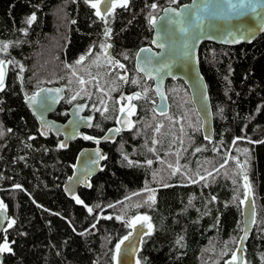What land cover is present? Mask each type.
I'll use <instances>...</instances> for the list:
<instances>
[{"label":"trees","instance_id":"1","mask_svg":"<svg viewBox=\"0 0 264 264\" xmlns=\"http://www.w3.org/2000/svg\"><path fill=\"white\" fill-rule=\"evenodd\" d=\"M186 1L129 0L106 24L85 0H0V41L9 44L0 58L14 61L7 65L0 92V201L15 220L0 235V243L7 237L12 249L2 253L1 264H115V245L131 230L126 221L142 214L150 217L153 228L142 236L135 262L223 264L232 259L241 235L245 175L256 213L244 264H264V33L236 47L200 45L199 69L214 124L209 142L199 131L200 120L180 80L165 81L169 110L157 115L149 105L156 100L150 80L132 67L135 51L147 46L152 35L149 13L156 17L164 6ZM153 3L158 5L155 12ZM33 13L37 19L29 26L26 20ZM106 27L111 32L105 43L124 66L121 73L128 74L127 82L117 80L111 63L113 89L102 67L95 68ZM81 56L85 60L76 64ZM18 76L29 94L47 84L65 85L64 101L54 114L59 122L73 101L89 100L97 113L89 130L94 137L115 125L121 97L141 94L133 103L136 125L101 144L106 157L102 167L89 180L91 186L77 193L84 204L68 198L61 186L79 149L92 143L77 137L60 148L61 138L51 132L41 135L23 101ZM136 76L142 85L131 83ZM78 78L86 83L79 84ZM75 90L79 94L70 101ZM146 184L155 190L154 203L144 197L152 195ZM107 216L111 219L103 218Z\"/></svg>","mask_w":264,"mask_h":264},{"label":"water","instance_id":"2","mask_svg":"<svg viewBox=\"0 0 264 264\" xmlns=\"http://www.w3.org/2000/svg\"><path fill=\"white\" fill-rule=\"evenodd\" d=\"M193 0H187L184 4L177 6H164L159 14L156 16L157 24L152 25L150 23L151 28V38L149 39V43L147 46L140 47L134 56V65L133 69L137 73L143 76V80L151 81L152 83V91L154 96H156L155 101H150L151 108L157 113V115H163L168 112V97L165 94L166 83L165 81L168 79L170 81L180 80L185 86L188 94L190 95V102L192 106L195 108V114L197 118L201 122V126L199 131L204 140L208 142L212 140L214 132H213V119H212V107L210 106L209 94L207 92V82L203 77V73L201 69H199V56L198 50L202 42L205 43H215L220 46H231L236 47L240 44H250L253 42L255 38L262 35L264 31H260L256 29V25L259 23H264V21H253L251 19V15L245 16L242 18H237L235 16L226 15L227 5L224 3V0H196V5L193 8V11H197L199 8H203L205 5L208 7L207 12H200L201 17L205 18V26L202 32H199L194 28L195 21H191L193 25L190 28L189 35H183L177 30V25L170 24L169 18H171V13H165L163 9L166 8H176L180 9L183 5H191ZM103 7V6H102ZM215 13V16L211 14ZM164 19H161V18ZM186 21L185 26H188ZM253 27L255 30V34L250 37V42L248 39L244 38L240 35L236 30L238 28L244 27ZM232 33V35H229ZM192 34H196L199 36L197 41L192 40ZM160 37V42L165 44L164 49H161L154 44L153 41L157 40V37ZM211 37V38H209ZM235 38H239V43H225V40H230ZM104 39L106 36L104 34ZM185 42L189 43L191 47L194 44V48L190 55H185ZM141 49H150V52H141ZM110 52V51H109ZM153 57V63L150 66L152 69V77L149 78L147 72L139 71L138 65L144 67V57ZM162 65H166V67L161 68ZM161 68V71L157 72L155 69ZM6 79V76H5ZM18 83L20 85L21 91H23V101L27 105V109L29 113L35 118L34 120L37 122L39 126V132L43 128L45 123L54 125L51 130L55 135H60L62 138V142L67 144L68 142H72L75 140L80 130L91 128L87 126L88 118H91V123H94L95 114L90 112L86 114V110L88 108L89 101L86 100L82 103L75 102L74 105H71L68 109L69 118L66 119L62 124L56 123L54 120L50 118V115L53 111H55L58 106L61 105L62 99L65 96L66 87L64 84L60 83V85L47 84L45 86L38 87L35 92L39 89H60L61 91L58 94V98L55 102L50 103V107L44 111L43 120L40 117V110L37 105H32L28 102V97L33 95L35 92L29 94L25 93V89L21 86V77L18 76ZM125 81V80H124ZM47 95L49 97L57 96L55 91L50 93H42L41 96ZM40 97H38V101ZM83 106V107H81ZM125 112L121 113L120 116L117 117V123L119 125L120 131L118 133L112 132L110 130L117 129L113 127L112 129H108L105 131L101 137L98 139L100 143L94 146L84 147L79 149L78 154L74 160V166L71 169L70 175L63 182L61 189L63 193L70 198L73 199V194L77 196L79 188L86 189L89 184V180L93 178L102 167V159H98V163L92 164L90 162V157L95 158V153L99 151L100 155L103 156L104 149L100 147L101 142H110L115 139L116 135L121 134L127 128L130 127L131 122H129L128 117H125ZM75 121L78 123V127H75L74 124L70 123ZM57 129L60 133L58 134ZM45 136V135H43ZM104 137H110L109 139H104ZM208 137V139H206ZM83 153V155H82ZM87 168V182H85V169ZM71 178V179H70ZM245 183V180H243ZM248 182V181H247ZM249 183V182H248ZM246 191V190H245ZM253 196L250 192L249 196L244 198V203H242L241 207V229H240V238L237 239L236 243V251L234 253L237 256V260L233 262V264H244V252L246 248V242L248 238H250L253 234V219L255 220L256 207L253 203ZM6 205V204H5ZM7 206V205H6ZM9 221V216L4 213L3 216H0V235L4 230L6 223ZM146 228L143 225L138 224L135 229L130 230L129 239L125 241L124 245L121 246V261L122 264H136L135 255H137L138 247L142 241L141 237L143 233L146 231ZM128 233V234H129ZM139 233V234H138ZM143 238V237H142ZM3 261V255L0 254V264ZM230 261V260H229ZM223 264H228L224 262Z\"/></svg>","mask_w":264,"mask_h":264},{"label":"snow or ice","instance_id":"3","mask_svg":"<svg viewBox=\"0 0 264 264\" xmlns=\"http://www.w3.org/2000/svg\"><path fill=\"white\" fill-rule=\"evenodd\" d=\"M85 3L88 4L92 9L95 10V15L97 17H99L101 20H103L106 24H107V17L112 15L114 10L117 7H122V8H127L129 5V0H85ZM170 4H178L179 0H169ZM224 3L227 5V11H226V15L228 16H235L237 18H242L245 16H249L251 15V19L253 21H264V0H224ZM196 5V0H193L191 5H183L180 9H176V8H166L163 9V11L165 13H171L172 16L171 18H169V23L170 24H175L177 25V30L183 34V35H189L190 34V28L193 27V25L191 24V21H195L194 24V28L196 30H198L199 32H202L205 26V18L201 17L200 12H207L208 11V7L207 5H205L203 8H199L197 11H193L194 6ZM103 6V7H102ZM150 8L152 9L153 12L156 11V9L158 8V5L156 3H153L150 5ZM212 16H215V13L211 14ZM37 19L36 15L33 13L30 17L27 18L26 23L31 26V24ZM161 19H164L163 17ZM188 23V26H185V23ZM149 22L152 25H156L157 24V20L156 17L153 16L151 13H149ZM256 29L260 30V31H264V23H259L256 25ZM253 27L249 26L247 28L241 27L238 28L236 31L240 33L241 36H243L244 38L248 39L250 42V37L252 35L255 34V30ZM24 31L25 35L27 34L26 30H22ZM110 32L111 29L110 28H105L104 30V34L106 37L110 36ZM229 35H232V33H229ZM211 38V37H209ZM199 39V36L196 34H192V40L193 41H197ZM225 43H239L240 39L239 38H235L233 37V39L230 40H225ZM154 44H157L158 47H160L161 49H164L165 44L160 42V37L158 35L157 40L153 41ZM107 47H111V45H106V44H101V48L102 49H106ZM9 48V44L7 42H2L0 41V53H7V50ZM194 48V44L190 47L188 42H185V55H190L192 50ZM150 49H141V52H150ZM89 55H91V50H89ZM85 56H81L77 61L76 64H81L84 60H85ZM127 58V57H126ZM144 67H141L138 65V70L139 71H145L148 74V77L151 78L152 77V69H151V65L153 63V57L149 56V57H144ZM110 63H116L118 64V66L120 68H123L124 66L122 64H119L118 61H112L111 59L109 60ZM14 63V61L12 60H8L5 61L3 59H0V92H2L5 88V75H6V70H7V65L8 64H12ZM71 67V66H70ZM166 67V65H162L161 68ZM161 68H157L155 69V71L159 72L161 71ZM20 71L23 72L24 68L22 65H20ZM72 75H76V72L73 71ZM79 79V83L80 84H85L86 81L83 78H78ZM121 80H125V82H127V78L124 76L120 77ZM131 83L136 84L137 81L136 80H132ZM52 91H55L57 93V96L54 97H49L47 95L41 96L42 93H50ZM61 90L60 89H56V90H52V89H44L41 88L39 89L37 92H35L33 95L28 97V102H30V104L32 105H37L38 109L40 110V119L43 120V113L44 111H46L49 107H50V103L51 102H55L56 99L58 98V94ZM79 94V93H78ZM77 94V95H78ZM145 95L147 94V89H145ZM140 93H136L132 96H128L126 97V99L128 101H132L134 99H137L140 97ZM38 97H40V100L38 101ZM76 97L74 96L73 99H75ZM121 99H125L124 97H121ZM83 107V106H81ZM99 110V109H98ZM105 111L107 110L106 108L104 109ZM121 113L124 112V108L121 107L120 109ZM134 106L130 109V112H134ZM222 111V110H221ZM72 124H74L75 127H78V123L75 121L70 122ZM87 126L88 127H92V123H91V118H88L87 120ZM53 127H55L54 125L51 124H47L45 123L43 125V128L41 130V135H47L48 131H51L53 129ZM98 127V125H97ZM9 132L11 131V129L8 130ZM112 132H116L118 133L120 131L119 128L117 129H112L110 130ZM157 131H159V127H157ZM58 134H63L60 133L59 130L57 129ZM0 135H2V133H0ZM110 137H104V139H109ZM30 139H34V137H30ZM83 139L85 140H94L95 143L99 144L100 140L91 137V136H84ZM206 139H208V137H206ZM240 139V138H237ZM156 141H153V143H155ZM233 143H235V140L233 141ZM60 148H64L66 147V144L61 142L59 144ZM201 149L197 148L196 151H200ZM245 152H247V149L244 150ZM83 155V153H82ZM105 159L106 157L100 155L99 151H97L95 153V158L90 157V162L92 164H96L98 163V159ZM125 159H127V156H125ZM227 162V158L225 160V163ZM129 163L131 164L132 161H129ZM148 164H151L152 161H148ZM178 163V162H177ZM171 167V165H169ZM224 165H221V167H223ZM87 168L85 169V182H87ZM176 171H179V166H177ZM211 173H209L210 175ZM71 179V178H70ZM201 179H203V177H201ZM244 180H245V197L247 198L251 192V185L247 182L248 178L245 175L244 176ZM89 187L91 185H88ZM168 185H165V187H167ZM16 187H20L19 185H17ZM145 190L147 191H151L152 195H150L148 197L149 200H151L153 203L155 202V190L152 189H148L147 184L145 185ZM138 193H134V195H137ZM73 199H75L77 204H84V201H82L78 196H75L73 194ZM215 199V198H213ZM244 200H241V203H244ZM87 208V211L89 214H91L93 212V208L89 207L88 205H84ZM97 207H99V205H97ZM108 207H114V205H108ZM7 211V206L3 203V201H0V216H3L4 213H6ZM104 219H111L110 216L107 217H103ZM117 219H123V217H117ZM150 221V217L147 215H137L131 219H129L128 221H126V224L129 228L135 229L137 226V223H141L142 225H147L148 227V232L147 233H143V235H150L151 231H152V224L149 222ZM98 222V221H97ZM253 223H255V220L253 219L252 221ZM15 224V220H9L8 222V227L11 228L13 225ZM93 228H95V224L92 225ZM6 231V229H5ZM139 234V233H138ZM81 235H83V233H81ZM131 235V233H129L128 235H125L122 239H120V241L115 245V249L113 252V256L112 259L115 262V264H122L121 261V246L124 245L125 241H127L129 239V236ZM142 239V237H141ZM12 251L10 244L7 240V237L4 238L3 243H0V254L2 253H10ZM238 258L236 256V254L234 253L232 256V259L230 261H228V264H233L234 261H236ZM136 264H140V260L136 261Z\"/></svg>","mask_w":264,"mask_h":264},{"label":"flooded vegetation","instance_id":"4","mask_svg":"<svg viewBox=\"0 0 264 264\" xmlns=\"http://www.w3.org/2000/svg\"><path fill=\"white\" fill-rule=\"evenodd\" d=\"M109 37H106V39H108ZM106 45H108V44H106ZM142 47V46H141ZM110 51V52H109ZM112 50H111V47H107L106 48V51L104 52V50H102V53L99 55V57H96L97 59H95L96 60V62H98L99 60V58L100 59H103V60H107L108 61V63H110L109 62V60L111 59L112 61H118L119 62V64H121L120 63V61L118 60V59H116V56L115 55H113L112 53ZM136 52V51H135ZM102 56H103V58H102ZM134 56H135V53H134V55H133V65H134ZM114 64V66H115V69H116V71L118 72V77L120 78L121 76H124V77H128V74L126 73V72H123V73H121L123 70H122V68H120L119 66H118V64H116V63H113ZM133 65H132V67H133ZM113 65H110V70H113ZM120 70V71H119ZM139 74V73H138ZM141 75V74H140ZM142 76V75H141ZM123 81V83H125V81L124 80H122ZM145 81V80H144ZM146 82H148V81H146ZM150 83H151V81H150ZM63 84V83H62ZM152 84V83H151ZM60 85V84H59ZM152 86V85H151ZM152 88V87H151ZM128 96H132V95H128ZM140 97H142L141 95H140ZM64 98H65V96H64ZM63 98V99H64ZM62 99V102L64 101ZM89 101V100H88ZM151 101H155V100H151ZM61 102V103H62ZM75 102H80V101H73L72 102V104L71 105H74V103ZM82 102H84V101H81L80 103H82ZM133 103H134V100H132V101H130V103H129V105L128 106H125L124 107V112H125V116H124V118L125 117H128V119H129V122H131L132 121V118L134 117V114H133V112H130V109L132 108V106H133ZM71 105H68L67 107H66V109L64 110V112H65V117H63V119L59 122V121H57L55 118L56 117H54V114H56V112L58 111V109H59V106H58V108L55 110V111H53L52 112V114L50 115V118L52 119V120H54L56 123H60V124H62L63 122H65L66 121V119L67 118H69V115H68V109L70 108V106ZM149 105H150V102H149ZM61 106V105H60ZM87 112H86V114H88V113H90V112H93L94 114H95V116L97 117V113L95 112V111H92V109H90V101H89V104H88V108H87V110H86ZM120 114H121V111H120V113L116 116V119H115V125H113L111 128H109V129H112L113 127H116V128H119V125H118V123H117V117L118 116H120ZM96 117H94V123H95V121H96ZM62 118V117H61ZM61 118H59V119H61ZM37 123V122H36ZM93 123V126L91 127V128H87V129H83V130H80L79 131V133H78V135L76 136V138L77 137H81L82 138V140L85 142V143H88V142H90V143H92V145H88V146H95L96 145V143L94 142V140H85V139H83V137L84 136H91V137H94L93 135H89V130L90 129H92L94 126H95V124ZM38 125V124H37ZM131 125V124H130ZM108 129H106L105 131H107ZM104 131V132H105ZM49 132H51V131H48L47 132V134L49 133ZM103 132V133H104ZM52 133V132H51ZM102 133V134H103ZM52 134H54V133H52ZM102 134H100V137H101V135ZM55 135V134H54ZM118 135H120V134H118ZM118 135H116V137H115V139L118 137ZM46 136V135H45ZM55 136H58L59 138H61V136L60 135H55ZM100 137H94V138H96V139H99ZM115 139H113V140H115ZM61 142H62V138H61ZM110 142H113V141H110ZM69 143V142H68ZM71 143V142H70ZM103 142H101V144H102ZM101 144H100V147H101ZM67 145V144H66ZM88 146H86V147H88ZM84 148V147H83ZM80 149H82V148H80ZM79 152V151H78ZM78 154V153H77Z\"/></svg>","mask_w":264,"mask_h":264},{"label":"rangeland","instance_id":"5","mask_svg":"<svg viewBox=\"0 0 264 264\" xmlns=\"http://www.w3.org/2000/svg\"><path fill=\"white\" fill-rule=\"evenodd\" d=\"M158 9V8H157ZM156 9V10H157ZM109 37V36H108ZM104 38V37H103ZM105 40L106 39H104L103 41H104V44H106L105 43ZM100 47H101V45H100ZM102 50H104V52L106 51V49H100V54L102 53ZM98 52V53H99ZM99 54V55H100ZM97 57H99V56H97ZM102 58H103V56H102ZM1 59V58H0ZM94 59H97V58H94ZM99 61H98V63L97 64H95L96 65V70L98 69V68H101L102 67V69H103V71L107 74V76H108V78H106V84L107 85H110L111 87V89H113L114 88V85H115V81H112V80H110L109 78H110V74H109V71H108V69H110L109 67H110V65H111V63H108V61L107 60H103V59H98ZM115 73L113 74V75H115V77L114 78H116L117 80H118V72H116V71H114ZM132 80H136L137 81V83L136 84H134L135 86H137V85H142L141 83H142V81L139 79V77H137L136 76V78H133ZM80 84V83H79ZM133 84V83H132ZM177 88H178V86H177ZM78 92H79V90H75V91H73V93L70 95V97H69V99H70V101H73L74 99H73V97L75 96H77V94H78ZM187 95H189L188 94V92H187ZM110 98V96H108L107 97V99L105 98V100H104V102L102 103V105L104 104V103H106V101L108 102V99ZM189 99L191 100V98H190V95H189ZM189 100V101H190ZM129 103H130V101H128L127 99H126V97H125V99H123V103H122V99H120L119 101H117V103H116V107H117V110H118V114L120 113V109H121V107H125V106H128L129 105ZM191 103V102H190ZM192 105V104H191ZM134 106V105H133ZM132 106V107H133ZM95 109V108H94ZM134 109H135V107H134ZM103 110L104 109H102L101 111L103 112ZM101 111H100V113H99V115L98 116H100L101 115ZM136 113H137V109H135V111L133 112V114L134 115H136ZM201 123V122H200ZM136 125V122H133V118H132V121H131V126L132 127H134ZM201 126V125H200ZM200 126H199V128H200ZM146 193V192H145ZM150 196V195H149ZM149 196H144L145 198H147L148 199V197ZM151 201V200H150ZM143 215H145V214H142L141 216H143ZM9 220H12V219H9ZM9 222V221H8ZM8 222L6 223V225H5V227H4V230H3V232H5V228L8 226ZM138 224H140V225H142L141 223H137V225ZM146 229H148V227H147V225L145 224V225H143ZM145 229V230H146ZM3 241H4V239H3ZM3 241H2V243H3Z\"/></svg>","mask_w":264,"mask_h":264},{"label":"bare ground","instance_id":"6","mask_svg":"<svg viewBox=\"0 0 264 264\" xmlns=\"http://www.w3.org/2000/svg\"><path fill=\"white\" fill-rule=\"evenodd\" d=\"M106 142V141H105ZM102 148V147H101Z\"/></svg>","mask_w":264,"mask_h":264}]
</instances>
